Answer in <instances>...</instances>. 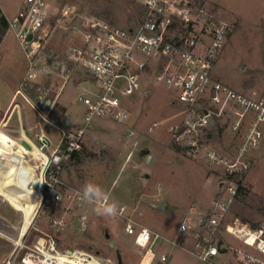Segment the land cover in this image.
<instances>
[{
	"label": "rangeland",
	"instance_id": "1",
	"mask_svg": "<svg viewBox=\"0 0 264 264\" xmlns=\"http://www.w3.org/2000/svg\"><path fill=\"white\" fill-rule=\"evenodd\" d=\"M206 1L216 13L234 24V31L215 65V74L235 89L264 99V0ZM57 4H68L80 15L93 14L119 27L135 26L144 15L141 0H57ZM22 5L23 0H0L2 12L10 17ZM80 15L57 27L51 37L49 53H61L67 45L79 40ZM7 35L13 56L10 63L3 61L0 65L9 66L19 74L23 70L25 54L14 33L9 31ZM62 81L57 79L59 84ZM148 90L151 94L146 96ZM60 95L61 101L69 108V116L81 122L86 106L77 99L78 89L73 78L68 80ZM49 96L53 97L52 94ZM175 96V91L164 83H155L150 72L143 79L140 90L122 98L131 111L127 121L118 123L110 118H95L81 150L67 166L72 176L65 170L61 173L68 187L83 191L86 183L97 185L103 193L110 195L118 208L122 203L137 201V208L132 212L133 220L159 234L153 246L156 256L151 264H203L194 252L198 250L195 248L197 241H205L203 237L217 243L222 240L230 248L243 247L241 240L225 230V224L235 219L252 227L264 224V136L259 146L247 156L248 168L229 178L238 186L239 193L228 207L226 220L215 230H210L206 224L202 225V221L209 216L212 201L226 175L219 165L207 159V150L212 148L228 159L232 158L243 140V131L235 132L232 126L235 117L226 116L213 122L209 129H199L177 139L171 128L179 126L183 129L184 121L192 116L184 111L186 107L180 102L172 103ZM30 109L33 114L32 135L35 132L46 135L51 142L47 151L52 152L62 136L56 125L64 124L54 120L53 123L47 122ZM60 114L57 111L55 115L60 118ZM154 123L157 126L149 130ZM128 129L133 133L128 134ZM28 156L32 162L31 155ZM3 165L18 177L16 168L0 160V167ZM29 167L31 164L26 169ZM30 184L38 189L37 180ZM62 204L61 207L54 204L37 210L23 238L25 244L32 246L46 233H52L61 243V250L62 246L78 248L92 244L100 249L98 255L105 260L104 264H115L116 248L111 246V241H115L123 260L139 263L140 255L132 250L134 236L125 230L128 217L119 213L116 218L99 216L94 211L96 205L85 201L72 209L67 227L56 231L52 229L51 218L60 211ZM158 204L165 207L159 208ZM1 208L8 222L22 225V213L13 212L6 201ZM79 214L87 216L89 230L79 229ZM184 221L192 226L189 232H180ZM17 232L11 231L15 237ZM196 232L199 236L195 235ZM12 248V242L0 237V259ZM22 252L14 264H24L20 260ZM163 254L168 255L165 262L161 260ZM232 255L230 250L219 258L230 261ZM152 256L149 251L143 264H149Z\"/></svg>",
	"mask_w": 264,
	"mask_h": 264
},
{
	"label": "built area",
	"instance_id": "2",
	"mask_svg": "<svg viewBox=\"0 0 264 264\" xmlns=\"http://www.w3.org/2000/svg\"><path fill=\"white\" fill-rule=\"evenodd\" d=\"M141 2L142 19L137 25L128 27L115 26L93 14L80 15L68 4H57V0H23L17 14L9 19L8 29L15 34L28 64L18 92L25 93L28 84L38 85L37 98L28 97V100L44 119L52 120L53 104L49 100L60 96L68 80L81 81L77 99L86 106L83 120L62 128L59 145L52 152L47 151L50 144L43 141L44 136L35 134L37 148L46 155L38 210L54 204L61 207L66 202L51 218L52 229L56 231L64 230L72 209L85 202L82 191L68 187L62 178L64 161L81 150L95 118H110L118 123L127 121L131 111L122 98L140 90L143 79L150 72L155 83H164L175 91L172 103L180 102L186 107L184 111L192 116L184 121L183 129L179 126L171 128L177 139L199 129H209L213 122L226 116L235 117L232 123L235 132L243 131V140L232 158L228 159L212 148L207 150V159L219 165L226 175L212 201L209 216H205L210 230H215L226 220L228 207L239 193L238 186L229 178L248 168L247 156L259 146L264 136V99L235 89L220 80L214 71L234 31V24L216 13L206 0ZM78 15L79 40L67 45L61 53H49L47 50L57 27ZM58 78L63 79L61 84L57 82ZM156 126L154 123L149 130ZM109 203H112L110 199ZM124 210L121 207L118 213L123 215ZM78 220L81 231L90 229L85 214H79ZM191 227L184 221L180 232H189ZM125 230L134 236L133 248L142 254L140 264L144 263L149 251L153 253L151 263L156 256L153 246L159 234L131 219ZM225 230L241 240L244 246L230 248L222 243L221 247L227 250L221 252L217 242L203 237L205 241H197L198 250L194 251L203 264H264V224L252 227L235 219L225 224ZM195 235L199 236V232ZM14 242L15 249L3 264H14L21 250L20 260L24 264H97L95 255L100 251L89 244L78 248L62 246L67 253H59L61 243L52 233H46L32 246L23 241ZM230 250L233 259L219 258ZM167 259L168 255L161 256L163 262Z\"/></svg>",
	"mask_w": 264,
	"mask_h": 264
},
{
	"label": "crops",
	"instance_id": "3",
	"mask_svg": "<svg viewBox=\"0 0 264 264\" xmlns=\"http://www.w3.org/2000/svg\"><path fill=\"white\" fill-rule=\"evenodd\" d=\"M17 12L15 13V15L17 14ZM4 15L7 17L8 20L12 19L15 16L14 15V16L10 17V16H7L5 13H4ZM9 31H11V30L7 29L4 32L3 36L0 38V62L4 61L7 63L8 62L10 63L11 62L10 60L12 59V56H13V52H12V48H11V40H9L8 35H7ZM27 66H28V64H27L26 57H25V60H23V70L19 74L15 72V69L10 68L9 66H7V68H4L3 66L0 65V67H2V68H0V126H1V128H0V139H3L6 142H8L14 148V151L16 152V154L19 156L21 163H22V170L17 169V172H18V178H20L22 180H25V171H26L27 165L31 164L32 168H34L36 170L37 165L43 164L45 161V158H46L45 157L46 155L41 150H39L36 146L38 144V140H37L35 134L36 133L42 134L44 136V138L49 142V144H51L50 139L41 132H35L34 136L32 135L33 114L31 112L30 107L32 109H34L35 112L41 118H43V117L33 107V105L28 100V97H32V96L29 95L28 93H26V89H24L25 93L18 92V89L20 87V83L24 80V78L26 76ZM75 84L77 86V89L79 90V87L81 85V81L75 80ZM53 97L51 96V98H53ZM50 103H52L53 106L55 104H58L61 107H63L65 110L63 113L60 114L61 115L60 116L61 121H59V123L61 122L64 125H56L61 130V132H62L63 127L71 126L74 121H77L74 118H71L69 116V108L66 106V104H64L61 101V95L59 97L55 98L54 100H50ZM44 120H46V119H44ZM46 121L53 123L52 120H46ZM132 133H133V131H132ZM23 139H26L30 144H32L31 149H29L22 142ZM28 154L31 155L32 162H30V157L28 156ZM6 172H8L12 176H14L9 170H7ZM67 173H68V175L72 176L70 169H68ZM5 201L6 200H4V199H0V237L12 242L13 248L8 255H6L0 259V264H3L4 261L9 256H11L13 250L15 249V242L14 241H18V239L20 237V227H21V225H18L17 223H15V221L8 222V220L5 218L4 212L1 208V205L3 203H5ZM111 202H113V201L111 200ZM134 202H135V204H134ZM136 203H137V201H131L130 203H122L121 205H119L120 207L118 208V210L121 207H124L125 210L123 212V215L125 217H128L129 219L133 220L132 212L135 211L137 208ZM9 206L11 207V210L13 212H16L19 214L20 211L16 210L11 205H9ZM126 213H128V215H126ZM15 218L17 219L18 217H15ZM133 221H135V220H133ZM12 230H18L16 237L11 233ZM24 236L21 237L22 241H23ZM222 243H223V241H222ZM195 248H196V245H195ZM132 250L135 251L138 255H140V260L138 263V264H140V262L142 260V254L139 253L138 251H136L133 248V245H132ZM124 261H125V264H131V261H129V260L126 261L124 259Z\"/></svg>",
	"mask_w": 264,
	"mask_h": 264
},
{
	"label": "bare ground",
	"instance_id": "4",
	"mask_svg": "<svg viewBox=\"0 0 264 264\" xmlns=\"http://www.w3.org/2000/svg\"><path fill=\"white\" fill-rule=\"evenodd\" d=\"M0 160L10 166L22 170V163L14 148L5 140L0 139ZM44 164V163H43ZM43 164L37 165L36 170L32 167L25 171V181L12 176L0 167V198L5 199L9 205L22 213V225L20 227V243L32 224L35 213L41 202V180ZM37 180L39 185L36 189L30 183ZM59 253H67L59 248ZM97 264H104L105 260L95 255ZM30 262V260H29ZM108 264V263H107Z\"/></svg>",
	"mask_w": 264,
	"mask_h": 264
},
{
	"label": "clouds",
	"instance_id": "5",
	"mask_svg": "<svg viewBox=\"0 0 264 264\" xmlns=\"http://www.w3.org/2000/svg\"><path fill=\"white\" fill-rule=\"evenodd\" d=\"M83 199L90 203L95 204L94 211L99 216H107L116 218L118 216V206L115 202L109 203V195L103 193L102 190L93 183H86L82 191Z\"/></svg>",
	"mask_w": 264,
	"mask_h": 264
},
{
	"label": "trees",
	"instance_id": "6",
	"mask_svg": "<svg viewBox=\"0 0 264 264\" xmlns=\"http://www.w3.org/2000/svg\"><path fill=\"white\" fill-rule=\"evenodd\" d=\"M9 28V21L7 19V17L3 14L2 12V9L0 7V38L3 36L4 32ZM37 87L38 85L37 84H28L26 86V93H28L29 95H31L33 98H37L38 96V91H37ZM57 111H60L61 113H63L65 110L63 107H61L60 105L58 104H55L53 107H52V120L54 121H61V118L57 117L55 114ZM78 152L79 151H76L74 152L68 159L67 161L63 163V168L66 172H68V164L71 163L72 161L75 160L76 156L78 155ZM9 165V164H8ZM7 167H5V165H3V170L6 171Z\"/></svg>",
	"mask_w": 264,
	"mask_h": 264
},
{
	"label": "water",
	"instance_id": "7",
	"mask_svg": "<svg viewBox=\"0 0 264 264\" xmlns=\"http://www.w3.org/2000/svg\"><path fill=\"white\" fill-rule=\"evenodd\" d=\"M145 94H146V96H149V95L151 94V91L148 90V91L145 92ZM49 103H50V100H49ZM127 133H128V134H131V133H132V130L128 129V130H127ZM43 141H44L46 144H48V141H47L46 139L43 140ZM22 142H23V143H24L29 149L32 148V144H30L26 139H23ZM221 185H222V183H220V186H221ZM157 206H158L159 208H164V207H165V206L162 205V204H158ZM202 224H203V225L206 224V220H205V219L202 221ZM106 237H107V238L110 237V234H109L108 232L106 233ZM111 245H112L113 247L116 248L117 264H125V262H124V260H123L122 253H121L120 249L117 248V244H116V242H115V241H111ZM221 245H222V240H220V241L218 242V246H219L221 252H226L227 248H226V247H221Z\"/></svg>",
	"mask_w": 264,
	"mask_h": 264
}]
</instances>
